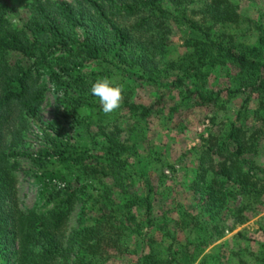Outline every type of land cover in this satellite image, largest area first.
Returning <instances> with one entry per match:
<instances>
[{"label": "trees", "instance_id": "1", "mask_svg": "<svg viewBox=\"0 0 264 264\" xmlns=\"http://www.w3.org/2000/svg\"><path fill=\"white\" fill-rule=\"evenodd\" d=\"M18 1L21 15L10 0H0V264L12 258L16 264H106L132 243L135 264L178 262L173 244L156 238L170 231L155 219L149 161L139 149L151 108L123 99L129 124L121 128L113 119L120 109L105 115L89 93L98 76L155 82L172 26L187 32L188 50L167 62L177 72L171 87L198 104L221 107L222 91L211 87V76L225 68L235 86L227 95L244 96L234 120L208 131L196 158L191 184L198 209L182 212L191 226L190 263L246 222L245 212L264 197V164L255 160L264 147L261 19L243 16L236 0ZM44 79L58 106L50 122L38 115ZM253 95L256 128L244 121ZM30 129L40 134L37 149L15 151ZM19 157L35 168L42 208L19 206ZM78 204V228L67 234ZM216 208L231 213L232 227L209 228L203 215Z\"/></svg>", "mask_w": 264, "mask_h": 264}, {"label": "rangeland", "instance_id": "2", "mask_svg": "<svg viewBox=\"0 0 264 264\" xmlns=\"http://www.w3.org/2000/svg\"><path fill=\"white\" fill-rule=\"evenodd\" d=\"M17 15L22 14L18 0H10ZM239 12L252 20L261 19L264 22V0H236ZM187 32L183 28L172 26L168 44L164 54L159 58V75L155 82L143 78H122L124 99H130L151 108L150 115L142 122L139 149L149 161V168L154 187L155 219L170 231L169 235H156L157 240L165 245L173 244L178 262L176 264H192L187 248L191 238L190 227L183 222V211L193 213L198 209V195L192 186V177L197 167L196 160L203 138L208 131H213L235 119L240 110L243 94L227 95L226 89L233 90L234 84L229 82L227 69L217 68L211 76V87L222 91V106L201 105L195 100L184 97L178 90L169 85L171 76L177 72L167 70V62L177 60L188 48L184 45ZM190 51V50H189ZM45 100L39 108V117L44 122H50L58 116L56 93L49 87L46 79ZM244 121L251 128L259 123L252 118V112L257 106V97L253 95L247 104ZM116 117V119H115ZM126 107H120L113 119L121 128L129 124ZM113 122V123H115ZM41 143L40 134L30 129L24 135V144L15 151H35ZM255 160L264 164V147L259 149ZM20 164L16 171L19 206L22 209L42 208L43 201L38 195V189L33 183L31 173L35 170L28 159L19 157ZM254 204L253 210L245 212L247 220L224 236L202 250L194 264H264V197ZM233 204L229 206L231 208ZM49 207V206H48ZM217 211V212H216ZM216 208L210 214H204L209 228L216 227L218 232L232 227L231 213ZM80 204L76 205L70 214L67 234L78 228L77 217ZM216 213V214H215ZM122 255L113 254L106 264H135V254H130L135 248ZM187 252V256L183 253ZM9 264H16L11 260ZM174 264V263H172Z\"/></svg>", "mask_w": 264, "mask_h": 264}, {"label": "clouds", "instance_id": "3", "mask_svg": "<svg viewBox=\"0 0 264 264\" xmlns=\"http://www.w3.org/2000/svg\"><path fill=\"white\" fill-rule=\"evenodd\" d=\"M124 86L114 79L98 76L90 83L89 93L98 101L101 111L109 115L120 109L124 96Z\"/></svg>", "mask_w": 264, "mask_h": 264}]
</instances>
